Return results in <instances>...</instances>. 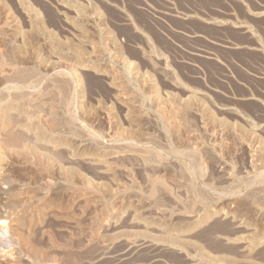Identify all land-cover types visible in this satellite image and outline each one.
I'll return each mask as SVG.
<instances>
[{"label":"rangeland","instance_id":"374dc122","mask_svg":"<svg viewBox=\"0 0 264 264\" xmlns=\"http://www.w3.org/2000/svg\"><path fill=\"white\" fill-rule=\"evenodd\" d=\"M3 36L54 169L6 186L0 264H264V0H0Z\"/></svg>","mask_w":264,"mask_h":264},{"label":"bare ground","instance_id":"6f19581e","mask_svg":"<svg viewBox=\"0 0 264 264\" xmlns=\"http://www.w3.org/2000/svg\"><path fill=\"white\" fill-rule=\"evenodd\" d=\"M10 40V39H9ZM6 44V45H5ZM11 44V43H10ZM9 43H8V39L6 38L5 39V37L3 36V38H1L0 39V45L3 47L4 46V48L3 49H5V47L7 46V45H10ZM12 45V44H11ZM32 46V45H31ZM9 48V47H8ZM14 47H12V49H13ZM21 48V47H20ZM11 48H9V50H10ZM18 49V48H17ZM32 50H33V48H31ZM7 50V49H6ZM15 50H16V48H15ZM22 50V49H21ZM24 50V49H23ZM22 50V51H23ZM32 50H31V53H32ZM1 51H3V50H1ZM5 51V50H4ZM11 51V50H10ZM14 51V50H13ZM17 51V50H16ZM5 53H7V51L5 52ZM5 53H4V55H5ZM0 54H2V53H0ZM6 55H9V54H6ZM16 55V54H15ZM22 55V54H21ZM34 55V54H33ZM2 56H3V54H2ZM18 56V55H17ZM17 56H14V58L15 57H17ZM6 57V56H5ZM4 57V58H5ZM11 57V56H10ZM33 57H35V56H33ZM3 58V57H2ZM1 58V59H2ZM3 58V59H4ZM31 58V57H30ZM36 58H38L37 56H36ZM35 58V59H36ZM2 59V61H0L1 62V64H0V203H2L3 204V201H4V198H3V196H4V194H7L8 195V193L10 192V190H13V188L14 187H16V183H15V181H14V177L16 176V177H20L23 181H25V180H27V181H34V183H36V181H38V179H42V178H44L45 177V175L47 174V172L48 171H51V169L53 168H50V165L49 164H51V163H53V162H49L48 161V159L47 160H45V158H47V156H45L44 154L45 153H43V155H44V157L45 158H43V155H41L40 153H39V151L41 152L42 150H37V149H39V147L37 146V143H35V142H37V140L38 139H42V140H46L47 139V137L45 136L46 134L48 135V138L51 136H49V134L48 133H45V132H43V131H40V132H38L37 134H38V136H37V138L38 139H36V141H33V143H35V144H27L26 143V139H27V137L26 136H24L25 134V131L24 130H22V132L24 131V135L22 134V132L20 131V129H19V127H18V121H28V119L29 118H27V115H29L31 112L29 111L30 109H32V100H31V96L29 97V96H27V94H29L30 95V93H28V92H24L23 94H20L19 93V91L16 93H11L10 91H5V90H2V89H4L3 87H5V83H7V82H10V79L9 78H13V79H11V80H18V81H21L20 83H22V81H25V77H26V80H27V77H28V75L26 74V76L25 77H23V76H21L20 75V73L22 74V71H20L19 69V71H20V73L19 74H11V77H9L8 78V74L6 75L5 73H4V71H6V67H5V70H4V60ZM5 59H7V58H5ZM8 59H9V57H8ZM10 59H12V58H10ZM9 59V60H10ZM15 59H17V58H15ZM8 60V61H9ZM30 60V59H29ZM7 61V62H8ZM14 61H16V60H14ZM36 61V60H35ZM47 61V60H46ZM11 62V61H10ZM9 62V64H12L13 62H11L10 63ZM17 62H18V59H17ZM5 63H6V61H5ZM7 64V63H6ZM41 64H43V63H41ZM14 65V64H13ZM44 65V64H43ZM15 66V65H14ZM16 68V67H15ZM22 69V68H21ZM14 70H16V69H14ZM14 71V72H19V71ZM25 70V69H24ZM23 70V71H24ZM45 70L46 71H49V65L47 64L46 65V67H45ZM36 71V70H35ZM38 71V70H37ZM7 72V71H6ZM32 72V71H31ZM24 75V74H23ZM29 78L31 77V75L32 74H30L29 73ZM10 76V75H9ZM19 77H21V78H19ZM18 81H16V82H18ZM13 82V81H12ZM14 83V82H13ZM19 83V84H20ZM18 84V85H19ZM17 85V86H18ZM22 85V84H21ZM26 85V84H25ZM13 86V85H12ZM26 93V94H25ZM54 96V95H53ZM59 98V97H58ZM35 107V106H34ZM36 108V107H35ZM35 108H33V109H35ZM56 108V107H55ZM52 110V109H51ZM50 110V111H51ZM53 112V111H52ZM58 113V112H57ZM50 114V113H49ZM30 116H33V115H29V117ZM35 116V115H34ZM26 118V119H25ZM29 120H31V119H29ZM39 121V120H38ZM30 123L32 124L33 122H31L30 121ZM56 123V122H55ZM30 124V125H31ZM20 125H23V124H20ZM26 125V124H25ZM25 125H24V127H25ZM49 125V124H48ZM28 126V124L26 125V127ZM32 126H33V124H32ZM54 126V125H53ZM23 127V126H22ZM29 127V126H28ZM38 127V126H37ZM43 127V126H42ZM41 126L40 127H38V128H42ZM44 128V127H43ZM49 128H50V126H49ZM53 128V127H52ZM51 128V129H52ZM23 129V128H22ZM27 129H29V128H27ZM30 129H31V126H30ZM33 130V127H32V129H31V131ZM34 130H35V125H34ZM41 130V129H40ZM43 130V129H42ZM44 130H45V128H44ZM46 130H47V127H46ZM48 130H50V129H48ZM57 130V129H56ZM27 131V130H26ZM29 131V130H28ZM38 131V130H37ZM51 131V130H50ZM34 132V131H33ZM47 132V131H46ZM30 133V132H29ZM36 134V135H37ZM33 136H34V134H32ZM52 137V136H51ZM50 137V138H51ZM57 137V136H56ZM55 137V135H54V137H52L51 139H55L56 138ZM63 137V136H62ZM36 138V137H35ZM51 139H50V141H51ZM60 139V138H59ZM48 140V139H47ZM56 140V139H55ZM58 140V139H57ZM60 140H62V139H60ZM29 142L31 141V140H28ZM45 142V141H44ZM53 142H54V140H53ZM52 142V143H53ZM39 143V142H38ZM49 143V142H48ZM41 144H42V142H41ZM45 144H47V143H45ZM56 144V143H55ZM38 148H37V147ZM48 150V149H47ZM56 151V150H55ZM46 152V151H45ZM48 154V153H47ZM56 154V153H55ZM58 155V154H57ZM51 156V155H50ZM48 157H49V155H48ZM52 157V156H51ZM50 157V158H51ZM53 158V157H52ZM30 159V160H29ZM39 160V159H41V161H40V164L41 163H43V161L45 160V163L47 164H45V166H47L46 168H45V170L44 171H46V172H44V174H42V173H32V172H26V168H28L27 166H28V164L31 162V165H32V160ZM54 159V158H53ZM21 160L23 161V164L25 165V167L23 168V169H19V170H14L15 168H14V166L15 165H17L18 166V168L20 167V165L19 164H22V162H21ZM53 161V160H52ZM57 161V160H56ZM34 162V161H33ZM54 164H57V163H54ZM53 164V165H54ZM30 166V165H29ZM57 166V165H56ZM55 166V167H56ZM31 167V166H30ZM34 167H36L37 168V164H35L34 165ZM59 167V166H58ZM57 167V169H59ZM62 167V166H61ZM31 168H33V166L31 167ZM29 169V171H31V169L30 168H28ZM54 169V168H53ZM24 170V171H23ZM33 170V169H32ZM59 171H60V169H59ZM63 171H65V170H63ZM70 172V171H69ZM63 173V172H62ZM67 174V173H66ZM48 175V174H47ZM46 175V176H47ZM15 177V178H16ZM46 179V178H45ZM27 181H25V182H27ZM65 181V180H64ZM157 180H155V182H156ZM30 182H28V183H30ZM155 182H154V184H155ZM159 183V182H158ZM153 184V185H154ZM5 185V186H4ZM9 187L10 188V190L7 188V187ZM31 186V185H30ZM86 186H87V183H86ZM21 188V187H20ZM36 188V187H35ZM16 189V188H15ZM19 189V188H18ZM17 189V190H18ZM25 189V188H24ZM81 189V188H80ZM86 189V188H85ZM17 190H14V193H16L15 191H17ZM19 190H22V188L21 189H19ZM28 190H29V187H28ZM82 190H84V189H82ZM7 191H9V192H7ZM23 191V190H22ZM153 191V190H152ZM12 192V191H11ZM10 192V193H11ZM36 192V191H35ZM82 192H84V191H82ZM13 193V194H14ZM155 193V192H154ZM60 194H62V193H60ZM78 194H79V192H78ZM84 194H85V196H87L86 195V193L84 192ZM83 194V195H84ZM3 195V196H2ZM18 195H19V192L16 194V195H14V196H16V198L18 197ZM22 195H24V194H22ZM21 194H20V196H22ZM28 195H30V194H28ZM27 195V196H28ZM34 195L36 196V194L34 193ZM44 195V194H43ZM2 196V197H1ZM19 196V197H20ZM26 196V195H25ZM27 196H26V198H27ZM32 196V195H31ZM37 196H39V195H37ZM57 196H59V195H57ZM61 196V195H60ZM59 196V197H60ZM62 196H63V194H62ZM5 197V196H4ZM43 197H45V196H43ZM49 197V196H48ZM51 197V196H50ZM7 198V197H6ZM5 198V199H6ZM11 198V197H10ZM21 198V197H20ZM20 198H18L19 200H20ZM22 198H23V196H22ZM25 197L23 198V199H25L26 201L28 200V199H30L31 197H29L28 199H26ZM34 198V197H33ZM36 198H38V197H35L34 199L35 200H37ZM40 198H42V197H40ZM40 198L38 199V200H40ZM46 198V197H45ZM52 198H54V200H55V195H54V197H52ZM3 199V201H1ZM13 199V198H12ZM15 199V198H14ZM22 199V200H23ZM44 199V198H43ZM42 199V200H43ZM8 200V199H7ZM16 200V199H15ZM45 200V199H44ZM59 200H62V198L60 197V199ZM254 200V199H253ZM18 201V200H17ZM31 201V200H30ZM33 201V200H32ZM41 201V200H40ZM40 201H39V203H40ZM48 202H50L49 200H47ZM56 202H59V201H57V200H55ZM63 201V200H62ZM16 202V201H15ZM25 201L23 200V203H24ZM34 202V201H33ZM36 202V201H35ZM46 202V201H45ZM255 202H257V200L255 201ZM13 203V202H12ZM11 203V204H12ZM20 203V202H19ZM18 203V204H19ZM43 203V202H42ZM52 203H53V200H52ZM51 203V206L52 205H54V204H52ZM60 203V202H59ZM58 203V204H59ZM62 203H64V202H62ZM62 203L60 204V206H62ZM8 204H10V203H8ZM21 204V203H20ZM25 205H19V207L17 206V204H16V206L17 207H15V208H17V209H19V211L18 210H15L14 208H13V206H10L11 208H13V209H11V210H13L12 212V215L10 214L11 212V210L9 211L10 213H9V215L10 216H12L13 218H12V220H13V222L12 221H10L11 223H9V224H11V226L9 227L10 228V234H12V236H13V238L14 239H16L19 243H21V244H23V246H25V249L26 248H28V250H32V249H34L33 248V245H32V243L30 244L28 241L26 242L25 240H27L26 238H25V236L27 237V236H31L30 234L29 235H27L28 233H27V231L28 230H26L25 228H23V224H24V222L26 221V219H27V217L28 218H32V215H34L33 213H35V212H40L41 213V211L39 210V209H41L42 207H43V204H42V207H37V206H33V204L35 205V203H33L31 206H30V204H28V205H26V203H24ZM37 204V203H36ZM47 204H49V203H47ZM7 205V204H6ZM6 205H4V206H6ZM40 205V204H39ZM57 205V204H56ZM8 206V205H7ZM50 206V205H49ZM59 206V205H58ZM59 206V207H60ZM66 206V205H65ZM64 206V207H65ZM46 207V206H45ZM48 207V206H47ZM53 207V206H52ZM51 207V209H54L55 210V208H52ZM58 207V208H59ZM50 208V207H49ZM56 208H57V206H56ZM58 208H57V210H58ZM0 209H2V207H0ZM20 209H21V211H23V213H21L20 212ZM60 209H61V207H60ZM63 209V208H62ZM47 211V210H46ZM7 212V211H6ZM42 212H45V210L44 211H42ZM46 213V212H45ZM44 214V213H43ZM35 215H37V217H39L38 216V214L36 213ZM45 215V214H44ZM44 215H42L41 214V217L43 216L44 217ZM33 217H36V216H33ZM42 217V218H43ZM36 220V219H35ZM39 220V219H38ZM27 221L29 222V220L27 219ZM27 222V223H28ZM27 223H25V224H27ZM30 223V222H29ZM34 223V222H33ZM28 225V224H27ZM30 225V224H29ZM3 226V225H2ZM2 226H0V227H2ZM26 226V225H25ZM8 227V226H7ZM29 227V226H28ZM3 228V227H2ZM33 228V227H32ZM28 229V228H27ZM25 230H26V234L24 235V233H23V231L25 232ZM30 231V230H29ZM28 231V232H29ZM32 231H33V229H32ZM9 236H11V235H9ZM32 236H34V234L32 235ZM5 238V237H4ZM3 238V236H2V233L0 234V242L2 243V242H5L6 240ZM27 238H29V237H27ZM35 238V237H34ZM30 239V238H29ZM10 240H12L11 239V237H10ZM11 242V241H10ZM31 242H32V240H31ZM0 243V244H1ZM6 243V242H5ZM9 243V242H8ZM8 243H6V244H8ZM21 246V245H20ZM22 247V246H21ZM41 249V248H40ZM33 251V250H32ZM41 251V250H40ZM32 253V252H31ZM48 253V252H47ZM40 254V253H39ZM41 256V255H40ZM39 256V257H40ZM122 257V256H121ZM48 258V257H47ZM53 258V257H52ZM69 259V258H68ZM45 260V259H44ZM17 261V260H16ZM16 261H15V263L14 262H12L11 264H16ZM19 263V262H18Z\"/></svg>","mask_w":264,"mask_h":264}]
</instances>
